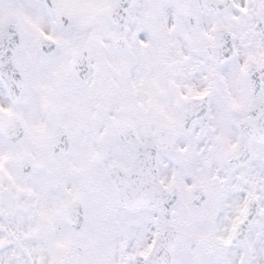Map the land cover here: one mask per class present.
Instances as JSON below:
<instances>
[{
  "label": "snow or ice",
  "instance_id": "snow-or-ice-1",
  "mask_svg": "<svg viewBox=\"0 0 264 264\" xmlns=\"http://www.w3.org/2000/svg\"><path fill=\"white\" fill-rule=\"evenodd\" d=\"M0 264H264V0H0Z\"/></svg>",
  "mask_w": 264,
  "mask_h": 264
}]
</instances>
